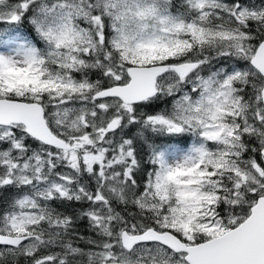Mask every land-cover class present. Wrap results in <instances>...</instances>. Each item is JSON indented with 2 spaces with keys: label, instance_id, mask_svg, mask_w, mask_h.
<instances>
[{
  "label": "snow or ice",
  "instance_id": "snow-or-ice-1",
  "mask_svg": "<svg viewBox=\"0 0 264 264\" xmlns=\"http://www.w3.org/2000/svg\"><path fill=\"white\" fill-rule=\"evenodd\" d=\"M0 264H264V0H0Z\"/></svg>",
  "mask_w": 264,
  "mask_h": 264
}]
</instances>
